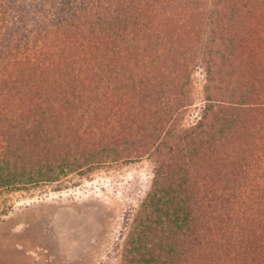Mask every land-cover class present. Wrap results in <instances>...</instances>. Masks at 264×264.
Listing matches in <instances>:
<instances>
[{
  "label": "trees",
  "instance_id": "1",
  "mask_svg": "<svg viewBox=\"0 0 264 264\" xmlns=\"http://www.w3.org/2000/svg\"><path fill=\"white\" fill-rule=\"evenodd\" d=\"M61 12L0 39V186L149 157L123 264H264V0Z\"/></svg>",
  "mask_w": 264,
  "mask_h": 264
},
{
  "label": "rangeland",
  "instance_id": "2",
  "mask_svg": "<svg viewBox=\"0 0 264 264\" xmlns=\"http://www.w3.org/2000/svg\"><path fill=\"white\" fill-rule=\"evenodd\" d=\"M67 4L0 0V39H6L5 27L17 24L22 32L26 25L59 16ZM190 81L194 105L183 112V126L195 120L206 99L202 67ZM153 168L149 157L120 159L66 174L56 171L50 180L36 175L0 186V264H123L132 221L151 189Z\"/></svg>",
  "mask_w": 264,
  "mask_h": 264
}]
</instances>
